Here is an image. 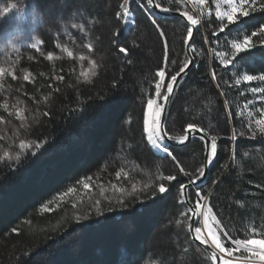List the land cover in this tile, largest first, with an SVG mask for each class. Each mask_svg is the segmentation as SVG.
Returning <instances> with one entry per match:
<instances>
[{
	"label": "trees",
	"instance_id": "16d2710c",
	"mask_svg": "<svg viewBox=\"0 0 264 264\" xmlns=\"http://www.w3.org/2000/svg\"><path fill=\"white\" fill-rule=\"evenodd\" d=\"M154 2L200 21L190 42L196 51L189 47L195 64L171 100L169 134H182V125L195 122L222 137L205 179L188 189L191 203L195 192H202L232 239L264 240V135L254 123L264 112V92L252 91L264 89V81L243 80L248 74H264V36L259 34L264 0H255L254 11L249 9L248 16L223 31L216 0L203 5L198 0ZM123 3L0 0V12L11 4L24 9L19 49L2 47L0 40V67L6 69L0 78V114H22L25 120L9 138L31 145L19 161L0 160V264H213L188 232L190 214L179 191L187 179L167 155L152 149L142 127L140 101L154 92L155 72L164 61V44L152 19L165 31L169 64L176 61L173 71L189 60V26L175 16L153 15L147 0H130L134 19L125 26L116 17ZM33 8L40 13L39 23H33ZM14 15L18 24V10L0 17L1 31L15 28L8 24ZM254 31L255 46L224 66L221 54L231 58L232 42ZM37 40L41 43L31 47ZM116 41L129 48L127 57ZM253 131L256 137L250 138ZM233 132L235 141L228 138ZM169 147L186 171L195 173L204 165L205 145L198 139ZM161 174H176L177 180L167 193L153 197ZM80 181L89 182L91 190ZM70 187L76 190L65 196ZM122 195L128 207L117 202ZM97 201L102 214L96 211Z\"/></svg>",
	"mask_w": 264,
	"mask_h": 264
},
{
	"label": "snow or ice",
	"instance_id": "6c2138e0",
	"mask_svg": "<svg viewBox=\"0 0 264 264\" xmlns=\"http://www.w3.org/2000/svg\"><path fill=\"white\" fill-rule=\"evenodd\" d=\"M129 2L130 0H124V3L120 5L122 11L116 12V17L119 21L122 22L123 25H128L133 22V17L129 11ZM221 0H216V12L215 15L217 19L220 21V31H223L229 25L238 24L240 22V17L248 16L250 14L249 9L255 10L253 5L255 4V0H223V4L227 5L226 10H221L220 7ZM147 3L151 5L153 0H147ZM198 3L203 5L205 0H198ZM156 7H160L159 4ZM12 10H18L21 13L20 22L15 26V32L22 33L24 31L23 28V8H17V5L11 4L8 7L3 8L2 12H0V17L10 13ZM163 11H169V9L165 8L162 9ZM182 15L186 18L187 23L189 24L187 30V37H193V28L198 26L199 21L195 19L192 15H189L188 12H183ZM32 20L33 23L41 22L40 13L33 8L32 11ZM225 21L227 23H225ZM152 24L156 28L159 37L161 38L164 44V61L163 64L157 68L155 72V80L153 84L154 92L149 94L147 97L142 98L140 103L142 105V127L145 135L146 141L150 144L152 148H154L157 152H163L167 155L177 166L179 175L186 178L188 183L179 184V191L182 198L181 203L188 204V213L190 214L189 219L192 222H197L196 218L199 216L203 217L205 226H207V222L209 219V213L212 212V208L208 206L207 203H204L203 209L201 208V202L204 200V195L200 191L195 192V204L191 203V196L188 193V188L191 185L196 184L197 181H200L205 176V170L207 167L211 165L217 155L218 149V139L222 137H218L215 134H210V132L201 127L195 122H189L182 125V134H169V129L167 128V119L170 114V104L173 96L176 92V87L179 84V79L182 77V74L189 70L190 65L195 64V60H186L180 67L178 71H173L171 65H175L176 61H171V65L169 64L168 60V42L167 37L165 34L164 29L161 27L160 24L156 22V20L152 19ZM259 34L264 36V25L260 26ZM116 36L120 35V32L117 31L115 33ZM215 35V33H213ZM257 32H252L251 36L245 35L243 40L233 41L231 44V58L227 54H221V63L224 66H228L233 64L234 60L240 56L241 53H248L251 48L255 45L251 42L252 36H256ZM20 36L19 35H12L9 39L6 40L5 47L10 48L13 51H17L20 47ZM41 41L37 40L35 43L31 44V47L36 48ZM118 47L120 53H123L125 57L129 54V48L123 45H120L118 41L114 42ZM186 46L190 47L192 52H195L196 49L192 46V43H189L186 40ZM264 44V40L261 41ZM135 46V45H133ZM89 50L92 49V45H88ZM68 55L71 57L72 52H68ZM48 59H52L51 53H49ZM83 56L80 57V60H84ZM131 63V61H128ZM91 66L95 68V62H91ZM6 69L0 67V78L3 77L5 74ZM92 75H95V72H92ZM28 77L25 76V80ZM57 79H62V77H57ZM212 79L214 81L217 80V75L215 71L212 72ZM243 80L246 82H252L256 80L264 81V74L260 75H253L248 74L243 77ZM241 83L240 79L236 80V84L239 85ZM216 87L219 89L220 84L217 83ZM252 91L254 93L264 92V89L261 88H253ZM221 95H224L221 92ZM47 99V98H45ZM227 101H225V106L227 107ZM251 103V102H249ZM6 107V105H5ZM47 115V113H45ZM229 117H231V113H228ZM248 115L251 117L252 112H249ZM17 118L20 119L22 122L25 120V117L17 113ZM2 117H0V121H2ZM130 122V121H129ZM258 131L261 135H264V112H261L260 118L255 119L254 121ZM22 126L26 127V124H22ZM250 128L252 126V121L249 122L248 125ZM243 136V133H241ZM256 132L253 131L252 136L250 138H255ZM232 141L237 139L236 134H233L228 137ZM192 139H198L199 141L203 142L205 145V164L196 170L195 173L186 171L184 166L178 160L177 156L173 154L170 150L169 145L166 141H171L176 144H186ZM31 145L25 143L23 140L19 143V148L21 150H25L30 148ZM36 147H40V145H36ZM233 155L235 153L233 152ZM19 153L15 156L11 155L9 152L4 151L3 155H0V160L8 159V160H17L19 161ZM122 173L118 171L116 173L117 179H120ZM123 176L126 178L128 176L127 172H123ZM91 178H88L90 180ZM177 180L176 174H169V175H159L156 179L155 185L153 187L152 195L153 197L158 195H163L169 191V185H171L172 181ZM83 188L85 190H91V184L87 181H80ZM116 188L115 185H113ZM145 187H150L149 185H145ZM133 192L136 191V186H132ZM76 189L68 188L67 193L64 195L66 196L69 193H73ZM117 191L123 193L124 189L116 188ZM103 191V190H102ZM133 193H127V195L131 196ZM63 199V197H61ZM121 206L128 207V205L124 204V197L123 195L117 201ZM100 202H96V211L98 214L100 213ZM109 211L112 209L109 208ZM51 211V209H49ZM86 218V217H84ZM77 219H81V217H77ZM214 219V227L208 228L207 235L202 234L201 227L194 228L193 239H197L200 241L201 245L205 247H209L213 249V259L215 260L217 257L221 260L222 264H232V260L228 259L225 260L224 256L227 254L228 257H234L238 252H245L247 256L245 257L244 264H264V241L254 238L249 239H232L229 235L228 231L223 229L220 225L218 220ZM179 223V221H178ZM219 230V233L217 232ZM13 232H16L17 229H12ZM253 234H255V229H252ZM221 235L223 239H221ZM230 243L231 247H225V243ZM259 246V247H257Z\"/></svg>",
	"mask_w": 264,
	"mask_h": 264
},
{
	"label": "rangeland",
	"instance_id": "374dc122",
	"mask_svg": "<svg viewBox=\"0 0 264 264\" xmlns=\"http://www.w3.org/2000/svg\"><path fill=\"white\" fill-rule=\"evenodd\" d=\"M188 1H191V0H188ZM220 7H221V10L223 11V10H226L228 6L223 4V0H221ZM149 10H150V6H149ZM131 16H132V14H131ZM4 17H5V15H4ZM195 19H197L199 21V19L197 17ZM17 20L18 19H17L16 15H14V19H11L9 21V23L8 22L7 23L15 27L17 24ZM199 23H200V21H199ZM130 24H132V23H130ZM130 24H128V25H130ZM0 35H1L0 40L2 42L1 45H2V47H4L5 43H6L3 41L4 37L7 40L12 35H17V32H15V28H11L9 26L8 29H6V27H5L2 31L0 30ZM0 117L3 118L2 121H0V153L2 154L4 151H7L13 156H15L17 153L21 154V152L23 150H21L19 148V143L14 142V141L12 142V141H10V138H9L10 131H14L16 129V125L18 123H20L21 120L17 118V114H0ZM152 149L157 154L163 155V152H157L154 148H152ZM204 203H206V199H204L201 202V208L202 209H203ZM196 221L197 222H195V223H197V227H201V229H202V234H204L203 228H205V230L208 232V228L214 227V219H213V216L211 213H209V219L207 222V226H205V223H204L202 216H199L198 218H196ZM217 232L219 233L218 229H217ZM221 239H222V235H221ZM254 239H259V240L264 241L263 239H260V238H254ZM257 247H259V246H257ZM245 257L246 256H241V255L236 253L234 257L230 258L227 256V254H225L224 259L225 260L231 259L232 264H244Z\"/></svg>",
	"mask_w": 264,
	"mask_h": 264
},
{
	"label": "water",
	"instance_id": "95a60500",
	"mask_svg": "<svg viewBox=\"0 0 264 264\" xmlns=\"http://www.w3.org/2000/svg\"><path fill=\"white\" fill-rule=\"evenodd\" d=\"M149 6H150V10L152 11V14L155 15V16H158V15H160V16H175V17L181 18L182 20H184V21L187 23L186 18L182 15L183 12H180V11H163L162 9H164V8L156 7V4H155L154 0H153V3H152L151 5H149ZM132 17H133V16H132ZM187 25L189 26L188 23H187ZM194 30H195V28H193V33H194ZM191 39H192V37H191V38L187 37V41H188L189 43L191 42ZM186 53H187V56L189 57V60H193V58L191 57V54H190V52H189V47H187V46H186ZM192 65H193V64H192ZM192 65H190L189 70H190V68L192 67ZM189 70H186V72H185L184 74H182V77H183V76H184ZM182 77L178 78L179 81L181 80ZM166 143H167L168 145H184V144H176V143H173V142H171V141H166ZM205 155H206V154H205V152H204V160H203L204 164H205ZM208 168H209V167H207L206 170H205V176H204L200 181H197L196 184L191 185L188 189H190V188H192V187H194V186L200 184L201 182H203V180H204L205 177H206V174H207ZM186 184H187V183H186ZM183 199H184V198H183ZM185 204H186V206H187V208H188V204H187V203H185ZM211 214H212V216L215 218V216L213 215L212 212H211ZM215 220H216V218H215ZM194 228H195V223L192 222V221H190V219H189V221H188V232H189V234H190L191 240H192L193 242H195V243L201 245V243H200L199 240H197V239H193ZM201 246H202V247H203V248H204V249L210 254V256L213 258V249H211V248H209V247H205V246H203V245H201ZM213 264H222V262H221V260L219 259V257H217L215 260L213 259Z\"/></svg>",
	"mask_w": 264,
	"mask_h": 264
},
{
	"label": "bare ground",
	"instance_id": "6f19581e",
	"mask_svg": "<svg viewBox=\"0 0 264 264\" xmlns=\"http://www.w3.org/2000/svg\"><path fill=\"white\" fill-rule=\"evenodd\" d=\"M130 25H132V24H130ZM127 26H129V25H127ZM203 232H204L205 235H207V231L205 230V228H203Z\"/></svg>",
	"mask_w": 264,
	"mask_h": 264
}]
</instances>
